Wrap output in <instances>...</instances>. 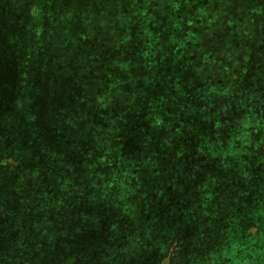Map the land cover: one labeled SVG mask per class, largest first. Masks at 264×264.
<instances>
[{
  "label": "trees",
  "instance_id": "trees-1",
  "mask_svg": "<svg viewBox=\"0 0 264 264\" xmlns=\"http://www.w3.org/2000/svg\"><path fill=\"white\" fill-rule=\"evenodd\" d=\"M2 128L6 153L17 159L29 151L18 183L23 192L36 198L43 186L63 187L55 209L63 219L50 220L58 228L57 256L65 245L74 253L86 242L74 216L86 195L101 192L109 169L129 176L124 165L152 158V177L172 181L145 186L158 201H138L136 187L125 217L98 205L93 212L103 230L94 227L90 236L101 244L114 237L109 214L121 213L117 221L128 225L147 215L159 236L143 245L154 258L146 264H163L155 259L160 248H180V234L205 215L202 224L213 227L201 235L211 244L203 254L178 249L181 264H232L222 260L224 248L221 258L211 255L214 240L227 235L222 226L234 228L240 242L233 256L248 260L251 247L244 246L253 240L239 229L249 236L248 228L259 230L264 220L256 211L264 207V0H0ZM218 145L228 149L204 152ZM205 186L212 196L201 195ZM224 215L239 221L219 224ZM23 227L28 233L33 226ZM259 235L264 246V231ZM12 237L0 233V264H38L32 242L25 237L15 249Z\"/></svg>",
  "mask_w": 264,
  "mask_h": 264
},
{
  "label": "rangeland",
  "instance_id": "rangeland-1",
  "mask_svg": "<svg viewBox=\"0 0 264 264\" xmlns=\"http://www.w3.org/2000/svg\"><path fill=\"white\" fill-rule=\"evenodd\" d=\"M240 107L242 108L241 105ZM247 109L249 108L247 107ZM218 110L219 109L217 107V111ZM4 133L5 129L2 128V132L0 133V161L4 160L5 158L9 161H7L6 165H0V187L4 186V190H8L9 194L0 196L2 197V199H0V233L2 235L4 234L6 237L9 231L12 232V240L15 243V249H19V246L23 248V245H25L24 239L26 237V242L28 240L32 242V253L35 255L34 259L38 264L40 262H42V264H80L85 261H90L92 264V261L96 260L98 262L97 264H146L148 260L154 261V258L144 251L143 245L148 246V240L153 241L156 239V236L159 235H157L156 231L154 230L152 223L148 221L147 215H143V218L140 219L137 217L134 218V222H132L131 225H128L127 220L117 221L120 218L121 213L109 214V218L112 220L110 225L111 230H109V233L113 232L114 230L116 231L114 232V237H112L111 234H107L108 239L106 243L101 244L95 241V238L91 237L90 234L94 232V227L97 228V233L103 230L96 225L97 217L93 212L96 210L98 205L104 208L107 213H112L113 210H120L122 214L125 212L128 213L130 209L126 205L127 198L132 193L133 189H136V187H140L142 189L138 195L140 197L138 201H145V199H150L154 202L158 201L160 194L153 191H144L145 186H147L149 183L154 184L157 182V185L168 187V183L172 181L166 180L164 175L161 174L159 176L152 177V173L154 172L153 169H158L155 166L156 159L150 158L149 161L146 162L152 163L151 167L147 166L143 161H138L140 165L138 162L130 163V161L129 164L124 165L129 172V176L125 175V170H123V168L115 166L109 169L110 173L99 183V187L102 188L101 192L99 194L92 193L86 195L84 198V207H86L83 208L79 214L74 216V220L77 222L78 227L81 230L79 233L80 237L86 236V242L81 243V247L74 246V253L69 252L71 247L65 245L62 255L57 256L55 250L58 242L55 238V234L58 228L56 224L50 220L53 219V215L55 219H57V217L63 219V217L58 215L59 212L55 210L56 208L58 210L59 204L62 203V201L58 199V191H63V187L59 184L50 187L51 189L48 191H51L52 195H49V192L46 189L47 186H43L41 195L38 193L36 198L34 191L33 198L29 192H23L20 189L18 183H22L23 181V175L25 174L23 169L25 168L22 167L21 163L23 162L26 154H29V151L23 149L18 158L14 159L13 157L16 156L17 152L12 153V155H9L10 153H6V145L3 143ZM244 137H246L244 139L248 141V135H245ZM246 145H248V143H246ZM204 149V152L211 156L212 153H218L221 155V153L228 148L227 146L218 145L217 147L209 146ZM19 167H21L20 170ZM46 168L47 165H36V169L39 170H44ZM35 170H33V172ZM37 174L38 171H36V174H33V176L37 178ZM18 175L20 177H18ZM95 180L96 179L91 178V183ZM153 180L155 181L153 182ZM174 180L179 181L177 177L173 178V181ZM12 182L13 185H11ZM8 183L10 188L7 187ZM97 183L95 182L91 184V186H94ZM181 186L186 187V185L184 186L182 184ZM202 189L203 191L201 195H213L212 189L210 187L205 186L202 187ZM228 197L227 199L229 200ZM40 198H42L41 205H39ZM2 200L4 203L1 202ZM228 200L226 202H229ZM74 201L78 202V200ZM219 205L220 203H218V206ZM87 207L90 209H87ZM260 209L261 212H259ZM256 211L257 216L264 219V207H258ZM43 214H46V216H42ZM229 214L233 213L229 212ZM125 216L126 215L123 214V217ZM229 216L230 215H224L222 217L221 223L219 224H222L224 220L225 223L228 224L230 219H233L234 223L239 221V218H234L233 216V218H230ZM205 218L206 216L204 215L199 218L198 222L192 223V232L187 230L186 233L180 234V248L173 247V245L170 246L168 243H165L163 248H160L161 251L159 252V255L155 256L156 262L162 261L163 264H181L180 261L182 260V256L179 252L181 249L184 251L186 248L191 249L193 247L192 250L195 252L194 254H203L205 252L204 250L210 246L211 241H206L203 243L205 238L201 235V230L204 229L206 232V230H209L211 227H213V225L209 226V224H202ZM25 222H31L33 226L28 233L25 232L23 227V223ZM122 223H124L123 226ZM262 223L263 227L259 228V230H257V228L254 226L252 228H248L249 236L246 234V229H239V235L242 234V237H250L253 240L252 243H250L251 246H249V244H245L244 246L246 248L251 247L249 253L250 258L248 260L239 258V255L238 257L233 256L236 255L237 250V248L235 250L233 245L237 244L236 246H240V242L234 236V228H224L223 226L220 229L227 235L224 238L222 237L221 239L219 238L214 240V252H212L211 255L217 256L219 258L224 255L222 260L225 261V259H227L231 261L232 264H248L249 262H252L253 264H259V260H264V246L260 245V238L262 235H259L264 231V220H262ZM36 230L41 233L40 236ZM117 230H123L125 234L117 233ZM34 231L37 233H34ZM137 243L141 246H138ZM200 243L203 244L201 245ZM124 245H133L135 247L125 249ZM221 248L225 249H223V252H225L223 255L221 253ZM147 249L148 248H146V250ZM189 256V258H193L194 255ZM207 257L208 256H205L201 262H204ZM60 258L61 260L58 263L54 262L55 259ZM188 264H190V262ZM262 264H264V261Z\"/></svg>",
  "mask_w": 264,
  "mask_h": 264
}]
</instances>
